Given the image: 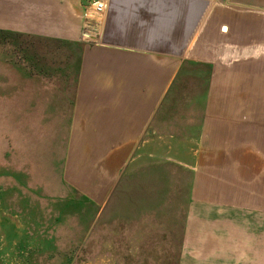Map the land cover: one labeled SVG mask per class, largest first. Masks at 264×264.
Returning a JSON list of instances; mask_svg holds the SVG:
<instances>
[{"label": "crops", "instance_id": "obj_1", "mask_svg": "<svg viewBox=\"0 0 264 264\" xmlns=\"http://www.w3.org/2000/svg\"><path fill=\"white\" fill-rule=\"evenodd\" d=\"M107 4L93 40L86 0H0V34L48 42L46 59H78L71 99L49 68L32 71L29 90L60 94L28 100L38 106L35 131L60 139L61 182L74 194L67 204L60 194L42 210H14L12 232H2L9 254L91 261L105 223L115 260L121 249H161L173 264H264V0ZM175 170L185 177L170 176ZM69 212L88 215L89 226L61 225ZM39 217L47 221L37 230Z\"/></svg>", "mask_w": 264, "mask_h": 264}, {"label": "rangeland", "instance_id": "obj_2", "mask_svg": "<svg viewBox=\"0 0 264 264\" xmlns=\"http://www.w3.org/2000/svg\"><path fill=\"white\" fill-rule=\"evenodd\" d=\"M49 47L48 42L44 44L31 37L22 36L20 38L18 35L0 34V264H173L168 250L161 249L136 250L133 251L134 256L132 254L128 256V251L121 249L115 251V254L120 256L116 260L113 259L110 251L105 248V243L108 240V225L105 223L100 226L102 231L101 249L94 251L91 261H28L27 258L20 261L9 254L10 249H6L7 243L3 241L5 238H3L2 232H12L10 227L14 222L12 216L14 210L20 209L25 212L31 209L42 210L47 208L46 205L53 206L60 194L65 195V198L59 201L60 204H67L66 199H69L68 196L73 193L67 190L61 182L62 147L59 144L60 139L46 137L44 135L46 131L44 132L43 129L35 131L36 115H33L30 120V109L38 110V106H29V98L36 96V98L42 99L48 95L60 94L57 90L38 89L36 93L30 91L29 82L34 76L32 75L33 70L37 69L41 72L38 73L39 77L40 75L44 76L43 73L49 68L57 70L55 74L57 82L62 81L66 84L69 99H71L74 89L75 74L73 71L77 66L78 59L76 57L46 59L43 49ZM51 47L55 51L67 49L66 45L57 41H52ZM35 48H37V58H34L33 49ZM67 62L70 64V74L65 79L64 74L62 77L60 71ZM55 133L57 132L54 131ZM184 174L183 171L175 170L174 175L170 173V176L183 179ZM174 189L176 193L178 187L176 186ZM36 194L46 195L47 201L28 200L30 195L35 198ZM71 196L78 198L75 195ZM180 199V208L184 210L186 209L187 190L183 185H181ZM71 203L76 207L74 204L76 202L72 201ZM165 205L166 212L172 210L171 202H166ZM85 206L88 208L86 204ZM176 206L177 202L175 201V209ZM53 208L56 209V207ZM69 210L75 211L76 208H66V212ZM68 214L61 221V225L64 227L73 226L77 220H83L77 219L74 212ZM86 216L83 222L85 226H89L88 223L92 218ZM23 220L26 221V219ZM6 221L10 223L5 224ZM34 221V228L38 230L41 222L44 223L47 219L39 217L34 218ZM162 221L165 222L162 223L164 227L171 226V217L164 216ZM12 235L10 233L8 236ZM67 252L70 257L74 256L72 260L76 258L78 260L80 257L78 250L73 249ZM88 252L92 251H85L84 254Z\"/></svg>", "mask_w": 264, "mask_h": 264}, {"label": "built area", "instance_id": "obj_3", "mask_svg": "<svg viewBox=\"0 0 264 264\" xmlns=\"http://www.w3.org/2000/svg\"><path fill=\"white\" fill-rule=\"evenodd\" d=\"M87 6L89 10V15L92 18H95V22H88L86 25V29L88 32L86 34L90 39H97L98 30L101 23V18L107 10V0H86ZM100 17V18H98Z\"/></svg>", "mask_w": 264, "mask_h": 264}]
</instances>
